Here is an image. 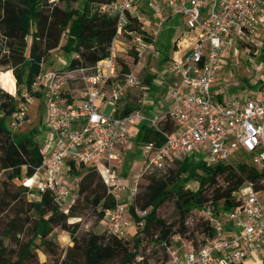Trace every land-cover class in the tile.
Returning a JSON list of instances; mask_svg holds the SVG:
<instances>
[{
	"label": "built area",
	"instance_id": "2783aa9c",
	"mask_svg": "<svg viewBox=\"0 0 264 264\" xmlns=\"http://www.w3.org/2000/svg\"><path fill=\"white\" fill-rule=\"evenodd\" d=\"M94 5L99 13L114 19L115 34L106 55L94 64L39 73L31 83L33 91L42 88L44 123L52 137L48 149L39 147L40 163L21 183L34 199L39 192H48L66 212L76 192L64 181L69 164L94 163L95 169L103 171L102 180L114 199V206L105 210L106 231L122 237L131 222L125 217L126 205L113 192L114 188L123 191L124 186L111 169V161H120L134 123L143 122L163 139L159 144L141 143L143 171L163 170L175 160L199 153L210 166L246 163L239 157L246 155L254 175L244 178L235 190L236 204L224 211L215 234L197 244L172 236L177 241L169 240L165 258L154 264H241L245 259L264 264V38L262 43L257 39L264 26V0H109ZM162 7L180 16L193 33L186 50L166 66V73L176 77L167 89L168 106L161 114L147 115L137 109L116 114L123 87L138 84L131 71L118 76L120 47L131 46L140 54L146 46L139 33L125 30L126 25L132 20L145 25L143 13L160 12ZM122 33L127 41L122 40ZM230 44L239 56L250 60L252 74L239 97L217 100L211 86L220 54ZM72 80L81 85L77 97L62 92V86ZM14 118L20 121L18 115ZM166 122L170 129L164 128ZM25 179L30 182L26 184ZM133 194L134 188H128L125 198ZM145 212L133 208L136 216Z\"/></svg>",
	"mask_w": 264,
	"mask_h": 264
},
{
	"label": "trees",
	"instance_id": "16d2710c",
	"mask_svg": "<svg viewBox=\"0 0 264 264\" xmlns=\"http://www.w3.org/2000/svg\"><path fill=\"white\" fill-rule=\"evenodd\" d=\"M86 1L94 4L109 0ZM74 2L76 0H0V67L11 69L9 77L15 88L14 95L0 90V170L5 171L9 180L17 181L21 177H29L41 159L39 146L33 139L35 129L17 134L11 131L6 123L8 116L18 113L17 102L25 100L21 89L27 96L38 95L32 91L31 83L40 73L41 65L48 52L58 45L62 35L74 54L68 59L67 67L74 68L92 65L103 58L115 34V23L112 17L99 13L96 8L87 14L83 9L75 8ZM125 30L135 31L141 36L144 34L142 25L133 20L126 25ZM122 34L124 38L128 37L126 33ZM262 58L264 59V53ZM121 64L118 76L129 71L126 63L121 62ZM124 107L132 109L131 106L128 107V104H124ZM122 112L116 114H122ZM11 122L13 126L16 125L15 118ZM135 134L136 140L140 142L153 140L159 144L163 140L157 131L144 123L140 124ZM84 170L85 165L83 164L77 166L69 164L67 171L81 174ZM164 170L167 172L163 173V176H149L140 195L136 198L138 208L146 209L145 214L142 217L136 216L133 213L132 204L127 208L135 220L142 221V230L151 225L157 227L154 240L161 249V254L154 263L165 258V246L169 242V237L175 232L171 230L170 225H165L161 219L154 218L157 206L170 193L176 194L175 205L182 221L192 208L198 209L204 205L205 190L208 188H211L209 192L210 210L218 205L215 211L224 212L229 209L236 204L234 192L241 181L254 175L251 167L244 162H223L210 166L205 165L193 155L173 161L161 171ZM218 176L221 177L219 183L216 181ZM191 181L197 184L196 188L194 190L183 189V186ZM19 188L23 193L27 192V187L19 185ZM76 192L77 197L66 212H63L60 203L45 191L39 192L37 199L33 198L28 201V208L35 213L37 221L32 225V236L20 246L15 259L8 264H23L29 254V246L33 245L34 238L37 237L42 245H47L49 241L45 237L51 226L58 225L66 229L69 226L67 219L77 217L87 206L95 211L96 219H101L105 215V210L114 206L112 194L107 191L101 178L93 170L82 174L77 181ZM13 197L16 199V195ZM135 234L132 238V251L126 250L127 241L121 239L124 236L90 235L79 251L81 264H98L122 252L125 254L118 264H154L148 263L143 257L133 261L135 247L140 240ZM214 234L215 227L210 225L205 236L208 238ZM191 241L197 244L202 240L192 239ZM72 243L68 250L75 246L73 241ZM3 251L4 248L0 247V261ZM70 261L75 262V257L72 256ZM36 264L47 263L38 262Z\"/></svg>",
	"mask_w": 264,
	"mask_h": 264
},
{
	"label": "rangeland",
	"instance_id": "374dc122",
	"mask_svg": "<svg viewBox=\"0 0 264 264\" xmlns=\"http://www.w3.org/2000/svg\"><path fill=\"white\" fill-rule=\"evenodd\" d=\"M159 1V0H158ZM73 6L78 10L83 9L89 14L95 5L86 0H76ZM165 12H153L146 10L143 13V9L140 12L143 13V41L146 44L144 51L137 54L132 48L124 45L120 47L118 52L117 62L119 67L122 66L121 62L126 63L128 70L131 71L137 78L138 84L131 87H123V96L117 101L116 107L121 110L124 108V104H128L132 107L131 110L137 109L147 115L161 114L165 111L166 107V92L161 88V80L165 75L167 64L175 59L181 52L176 47L175 43L179 41V38H187L192 31L181 21L180 16L177 14H166L167 10L162 7ZM160 20L162 23L160 24ZM67 30V28H66ZM264 38V26L261 27V35L257 39L262 43ZM123 41L128 39L122 38ZM233 46L226 45L223 52L220 54V64L217 69L215 77L216 87L211 86V92H221L224 96H238L242 94L246 89V84L251 78L252 66L250 60L243 59L240 54L235 52ZM73 55V51L70 46L67 45L66 39L62 35L60 37L58 45L51 49L44 62L41 65L40 75L53 70H65L68 59ZM11 69L0 67V90H4L12 95L15 93V88L10 79ZM154 77L156 87L159 89H147L145 80L147 77ZM121 86V80L116 81ZM80 83L74 80L65 83L62 86V92H67L68 96L77 97L79 93ZM146 86V88H145ZM252 91L256 88L254 86L249 87ZM219 89V90H218ZM33 91V90H32ZM161 91V93H160ZM25 100L18 101L17 107L19 120H15L16 125H12L11 120L15 117V113L11 114L7 118V126L11 131L17 134H23L30 129H35V135L33 139L37 142L38 146L42 149H48L50 145V139L52 137L51 132L48 130L46 123H44L45 113L44 105L42 102V88H37L33 94L27 96L23 89H21ZM214 99L215 96L213 97ZM17 100V99H16ZM150 106V107H149ZM109 107H106L103 112L107 113ZM150 110L152 111L151 113ZM165 128L170 129V124L165 123ZM135 128H131L129 133L134 135ZM129 137V134H128ZM127 137V139H128ZM131 139V137H130ZM133 140V139H132ZM134 144V140H131L124 145L125 149L130 148V144ZM122 152V151H121ZM196 159L202 158V154H194ZM243 157L246 163H250L251 159L246 155ZM128 160L122 158L120 154V161H111V169L118 176L119 170L122 169ZM98 163V161L96 162ZM96 165H85V170L80 174L65 173L64 181L71 191H74L77 181L82 174L86 171L93 170L101 178L103 171L95 169ZM142 167V166H141ZM167 170V169H166ZM166 170H154L151 172L143 171L141 168L133 178L131 184L125 183L122 179L121 182L124 186V190L113 189L114 194L118 197L120 204L126 205V209L132 204L133 208L138 209L137 196L140 195L143 186L147 182L149 176H163ZM119 177V176H118ZM9 180L6 177V173L0 170V247L4 248L0 264H8L12 262L16 257V252L22 244H24L32 236V225L37 221L35 213L28 208V201L34 198L31 194V190L27 188V192L23 193L19 185L21 179ZM216 181L219 183L221 177H216ZM103 182V180H102ZM130 182V181H129ZM104 184V182H103ZM196 183L191 181L183 186V189L194 190ZM26 187V186H25ZM134 188L133 197L126 199V193L128 188ZM210 190H205L206 201L202 207L198 209L192 208L183 218L179 217L177 207L175 205L176 194L170 193L167 198L157 206L154 214V218L161 219L165 225H170L171 230L175 231L170 237V241H177V238L172 236H180L188 241L192 239L202 240L206 238L207 228L212 224L214 227H219L223 221V211H215L217 207L210 210ZM16 195V199L13 197ZM77 192H75V198ZM63 207V205H61ZM97 210V209H96ZM125 217L131 224L127 227L125 235L122 240L127 241L125 243L126 250L132 251V238L135 235L139 237V244L135 247V257L133 261L139 260L141 257L146 259L148 263L156 262L161 254V249L154 240L157 234V227L151 225L147 229L142 230L141 225L136 222L130 212H125ZM211 220H210V219ZM69 226L66 229L60 228L58 225L51 226L50 231L46 235V239L49 241L47 245H42L38 238H34L33 245L29 246V254L23 264H36L38 262H44L47 264H81V253L79 252L84 244V241L89 238L90 235H102L107 237L106 231V219L103 216L101 219H96L95 211L91 207L84 208L77 217H69L67 219ZM75 243L73 249L68 248ZM74 254V255H73ZM125 252L120 254H114L112 258L102 260L98 264H118ZM74 256L76 261H70ZM241 264H260L259 262H252L251 259H245Z\"/></svg>",
	"mask_w": 264,
	"mask_h": 264
},
{
	"label": "crops",
	"instance_id": "0c3cea01",
	"mask_svg": "<svg viewBox=\"0 0 264 264\" xmlns=\"http://www.w3.org/2000/svg\"><path fill=\"white\" fill-rule=\"evenodd\" d=\"M144 8L146 9V7H144ZM166 10H167L166 14H171L170 11L167 8H166ZM160 12H165V10L164 11L161 10ZM159 22L161 24L162 20H160ZM192 39H193V33H191L187 38H183V37L179 38V41H177V43H175L176 47L181 50V52L178 54V56H180L181 53H183L186 50V48L188 47V45L190 44ZM67 64H66V69L68 68ZM163 74L165 75V78L164 77L162 78L160 85H161L162 90L164 91V94L166 92V97H165L166 104H165V107H167L168 103H169V101L167 99V89L169 88L170 85H172L174 83V81L176 80V77L172 73H170V74L166 73V71ZM146 81H148V84H146L147 89H149V87H152V89H159V88L156 87V84L154 82V77H152V76L147 77L146 80H145V83H146ZM146 86H145V88H146ZM213 86L216 87L215 81L213 82ZM221 92H217L215 90L214 93H212V95H213V97L215 96V98L217 100H221L223 98V96L225 95V94H222ZM160 93H161V91H160ZM122 96H123V93H122ZM224 97H227V96H224ZM128 107H129V105H128ZM126 108L124 107L123 109L119 110L116 107V111L117 112L123 111L122 112V114H123V113L129 111V109L128 108L126 109ZM151 112L152 111L150 110L149 113H151ZM148 115H150V114H148ZM141 123H143V122H136L129 128V131L133 127L135 128V130H134V135H130V133H129V137L127 139V143L130 140H131V142L134 140V144L131 143L130 144L131 146H130L129 149L123 148L122 152H121L122 158L125 159V160H128V162L126 163V165H124L122 167V169L119 170V173H118L119 177L118 178H119L120 181L122 179L125 183H129V184L132 183L133 178L138 173L139 169L140 168L142 169V167H143V155H142V152H141V149H140V145H141L142 142L137 141L136 138H135V136H136L135 133H136V131L139 128ZM130 137H131V139H130Z\"/></svg>",
	"mask_w": 264,
	"mask_h": 264
},
{
	"label": "bare ground",
	"instance_id": "6f19581e",
	"mask_svg": "<svg viewBox=\"0 0 264 264\" xmlns=\"http://www.w3.org/2000/svg\"><path fill=\"white\" fill-rule=\"evenodd\" d=\"M30 182L29 179H25V183L28 184Z\"/></svg>",
	"mask_w": 264,
	"mask_h": 264
}]
</instances>
